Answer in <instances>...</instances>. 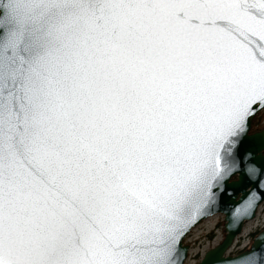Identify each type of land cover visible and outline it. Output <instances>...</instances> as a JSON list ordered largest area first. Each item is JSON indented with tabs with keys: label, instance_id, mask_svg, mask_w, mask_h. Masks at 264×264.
Returning <instances> with one entry per match:
<instances>
[{
	"label": "snow or ice",
	"instance_id": "6c2138e0",
	"mask_svg": "<svg viewBox=\"0 0 264 264\" xmlns=\"http://www.w3.org/2000/svg\"><path fill=\"white\" fill-rule=\"evenodd\" d=\"M261 109L264 0H0V264H178L264 200Z\"/></svg>",
	"mask_w": 264,
	"mask_h": 264
},
{
	"label": "water",
	"instance_id": "95a60500",
	"mask_svg": "<svg viewBox=\"0 0 264 264\" xmlns=\"http://www.w3.org/2000/svg\"><path fill=\"white\" fill-rule=\"evenodd\" d=\"M263 109L256 112V114L249 119V126H248V135H264V129L252 131V122L254 118L259 114ZM239 180V174L233 176L231 178V182L233 187L237 190L234 192V200L235 204L230 205L229 207L224 206H216L215 204L203 209L200 213L199 217L193 216V220L195 222L190 221V227L186 231V234L183 235L180 246L178 250V264H184L187 257H188V250L189 245L184 242L186 236L189 232L195 228L198 224H200L203 220L215 215V214H222L224 216V223H223V238L222 240L215 245L214 247L208 249L204 255L202 256L201 260L196 264H205L206 258L208 257L210 252H214L217 256L222 257L224 264H256V256H248L242 261H237L236 258L242 256L245 253H249L250 251L255 250L256 253H260L262 251L260 240H264V228L260 229L255 236L248 248L244 249L243 251L239 252L238 254L231 255L226 254L229 248L232 246L234 239L242 232L243 227L249 221H251L259 208V206L264 202V200H260L259 203H256L254 206V211L252 207H248L247 211L244 208H240L237 211V206H239L240 202L245 198V189L243 187L237 188L235 182ZM247 191H251V186L247 188ZM227 199V198H226Z\"/></svg>",
	"mask_w": 264,
	"mask_h": 264
},
{
	"label": "rangeland",
	"instance_id": "374dc122",
	"mask_svg": "<svg viewBox=\"0 0 264 264\" xmlns=\"http://www.w3.org/2000/svg\"><path fill=\"white\" fill-rule=\"evenodd\" d=\"M264 129V109L257 114L252 122V130ZM224 216L216 214L203 220L193 231L185 238V243L189 245L188 257L184 264L198 263L203 254L210 248L217 245L223 238ZM259 225V227H257ZM264 225V202L257 210V216L247 222L242 232L234 239L232 246L226 252L236 254L239 250L248 247L255 234ZM237 243V244H236Z\"/></svg>",
	"mask_w": 264,
	"mask_h": 264
},
{
	"label": "built area",
	"instance_id": "2783aa9c",
	"mask_svg": "<svg viewBox=\"0 0 264 264\" xmlns=\"http://www.w3.org/2000/svg\"><path fill=\"white\" fill-rule=\"evenodd\" d=\"M264 226V225H263ZM257 227H259V225H257Z\"/></svg>",
	"mask_w": 264,
	"mask_h": 264
}]
</instances>
